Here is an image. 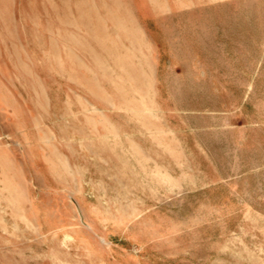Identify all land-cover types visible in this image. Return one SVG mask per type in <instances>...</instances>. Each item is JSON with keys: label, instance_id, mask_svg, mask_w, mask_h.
Returning a JSON list of instances; mask_svg holds the SVG:
<instances>
[{"label": "rangeland", "instance_id": "obj_1", "mask_svg": "<svg viewBox=\"0 0 264 264\" xmlns=\"http://www.w3.org/2000/svg\"><path fill=\"white\" fill-rule=\"evenodd\" d=\"M0 264H264V0H0Z\"/></svg>", "mask_w": 264, "mask_h": 264}, {"label": "bare ground", "instance_id": "obj_2", "mask_svg": "<svg viewBox=\"0 0 264 264\" xmlns=\"http://www.w3.org/2000/svg\"><path fill=\"white\" fill-rule=\"evenodd\" d=\"M71 239L72 238L70 236H65V238H64L65 241H71Z\"/></svg>", "mask_w": 264, "mask_h": 264}]
</instances>
